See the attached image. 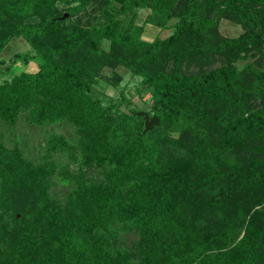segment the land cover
<instances>
[{
  "label": "trees",
  "instance_id": "1",
  "mask_svg": "<svg viewBox=\"0 0 264 264\" xmlns=\"http://www.w3.org/2000/svg\"><path fill=\"white\" fill-rule=\"evenodd\" d=\"M220 19L241 32L222 35ZM146 24L169 32L144 40ZM13 36L32 52L11 64L38 61L1 82L0 126L27 109L72 134L48 135L32 163L0 142V264H264V0H0V52ZM117 65L150 89L158 126L141 133L143 116L118 110L123 96H92ZM244 139L259 142L225 157ZM92 165L105 181L87 180ZM249 205L231 245L228 215L242 223ZM205 213L215 220L201 237ZM112 222L137 231L136 262L112 255Z\"/></svg>",
  "mask_w": 264,
  "mask_h": 264
},
{
  "label": "rangeland",
  "instance_id": "2",
  "mask_svg": "<svg viewBox=\"0 0 264 264\" xmlns=\"http://www.w3.org/2000/svg\"><path fill=\"white\" fill-rule=\"evenodd\" d=\"M147 12V9H139L137 11L136 22L141 23ZM64 13L66 12H62L58 18L61 19L60 17ZM65 17H67V13ZM218 30L222 35L229 37H234L241 32V28L237 24L226 19L219 20ZM168 32V29L158 30L157 28L146 24L141 37L148 41L154 36H159L162 38L166 36ZM15 52H32L29 44L21 36L11 37L8 40L6 47L0 52V59L3 60V63H0V84L3 81H9L12 76L18 74L20 71H32L36 68L35 62L38 61L37 58L30 60L26 64H23L19 61L11 64V57ZM241 62L242 61L240 59L237 61V63ZM262 67L264 68V63H262ZM116 77L117 80L112 82L113 78ZM91 94L93 97L100 98L103 102V105H105L109 100H119L121 96H123L129 102V104L121 102L118 110L126 114L129 113L131 108L133 113L135 110H141L147 113L148 106L150 104V89L146 88L142 84L139 76L131 74L122 65H117L115 67H103L99 72V77L96 78V83L92 87ZM147 115L152 116L149 113H147ZM29 119V113L27 112V109H25L20 113L16 125L12 126L11 128L10 126H0V142L6 147L12 146L13 149H16L24 160L35 162L39 159L42 150L41 148L46 144L48 135L53 133H62L69 136L70 133L72 134V127L70 123L63 121L60 124H58L59 122L56 124L44 122L43 124L35 125V123ZM158 124L159 120L156 125H152L151 128L144 132L151 130L153 127L158 126ZM7 130H9L10 133H7ZM142 130L141 133H144ZM171 134L175 136L177 133L173 131ZM258 142L259 140L257 139H244L237 143L227 144L222 150L227 152L225 157L228 155L234 156L236 153L245 155V151H249V148ZM78 160L79 158L77 156V159L73 163L69 162L68 168L77 167L79 165ZM84 171L85 175L87 176V180H90L89 182L105 181V178L102 174L103 171L98 166H86ZM50 190L51 192L49 193L54 194L59 201L63 200L62 196H64L63 193L65 189L61 186V184H53V186L50 187ZM57 190L59 191L58 194H56ZM257 207L258 206L256 205L248 206L247 212L244 214V217L241 221L242 223L239 222V219L236 218L234 214L228 215V220L229 222H232L233 225L234 234H237L231 245L238 242L244 232L243 223L248 219V214L251 212V209ZM197 216L200 215L198 214ZM213 220H215V216L213 214L210 216L209 213H205L202 218L200 216L196 219L199 235L201 237L212 231L211 223ZM109 226L114 229L115 237V245L110 247L112 255L120 251L130 252L131 254L128 255L127 261L129 260V263L136 262L137 251H135L133 245L138 238L137 231L124 229L121 227L119 222L109 223Z\"/></svg>",
  "mask_w": 264,
  "mask_h": 264
},
{
  "label": "water",
  "instance_id": "3",
  "mask_svg": "<svg viewBox=\"0 0 264 264\" xmlns=\"http://www.w3.org/2000/svg\"><path fill=\"white\" fill-rule=\"evenodd\" d=\"M66 16V13H64L60 18H63ZM134 113L138 116H143V132L147 129L151 128L152 125H156L158 122V118L156 116H148L146 112L141 110H135Z\"/></svg>",
  "mask_w": 264,
  "mask_h": 264
}]
</instances>
